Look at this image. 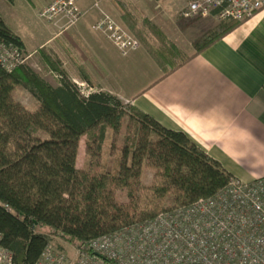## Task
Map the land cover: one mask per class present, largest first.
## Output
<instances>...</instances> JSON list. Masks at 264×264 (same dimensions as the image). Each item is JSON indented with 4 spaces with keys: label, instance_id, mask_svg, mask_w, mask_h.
Masks as SVG:
<instances>
[{
    "label": "trees",
    "instance_id": "1",
    "mask_svg": "<svg viewBox=\"0 0 264 264\" xmlns=\"http://www.w3.org/2000/svg\"><path fill=\"white\" fill-rule=\"evenodd\" d=\"M241 24L226 22L210 30L194 43L195 54L176 62L165 77ZM135 34L157 63L171 59L170 51ZM0 39L25 52L1 17ZM39 54L60 79L57 86L27 63L13 71L0 65V234L12 264H37L55 239L87 244L171 208L215 198L238 181L185 133L167 129L109 91L83 95L58 59L46 48ZM18 89L31 94L34 110L17 102ZM110 134L116 173L105 161ZM83 142L87 162L80 168ZM145 172L152 174L150 185L143 183Z\"/></svg>",
    "mask_w": 264,
    "mask_h": 264
},
{
    "label": "crops",
    "instance_id": "2",
    "mask_svg": "<svg viewBox=\"0 0 264 264\" xmlns=\"http://www.w3.org/2000/svg\"><path fill=\"white\" fill-rule=\"evenodd\" d=\"M97 1L80 0L81 10L88 14L65 32L58 23H45L44 27L51 32L50 37L31 48L13 21L22 18L21 9L29 11L34 7L38 16L52 0H14L13 3L0 0V17L21 38L28 57L43 48H51L62 36L73 41L77 37L85 40L87 49L97 62L95 65L100 71L105 70L107 79L111 81L110 87H92L95 91H109L124 102L132 103L167 129L185 133L237 180L252 183L263 179L264 10L165 77L160 74V67L144 44L123 56L114 43L94 31L99 12L93 6ZM100 1L103 10L128 25L126 30L140 44L135 31L164 51L176 52L184 41L188 42L189 49H194L195 41L217 25L212 24L216 21L214 17L195 21L185 19L182 16L183 0H173L170 12L165 10L162 16L145 9L143 20H138L132 12L129 16L120 12V4L128 6V0ZM156 1L160 3L164 0ZM129 21L135 24H129ZM194 54L195 49L188 57ZM65 244L57 243L66 248Z\"/></svg>",
    "mask_w": 264,
    "mask_h": 264
},
{
    "label": "built area",
    "instance_id": "3",
    "mask_svg": "<svg viewBox=\"0 0 264 264\" xmlns=\"http://www.w3.org/2000/svg\"><path fill=\"white\" fill-rule=\"evenodd\" d=\"M80 0H52L38 14L50 23L76 26L84 12ZM100 9L99 2L93 6ZM264 10V0H189L187 20L214 17L219 22H244ZM96 30L114 43L123 56L140 42L109 16ZM21 48L0 39V65L8 71L25 64ZM83 95L94 89L77 84ZM0 264L13 256L1 245ZM61 247L52 242L37 264H264V178L252 183L232 181L212 199L167 210L152 221L135 224L83 245Z\"/></svg>",
    "mask_w": 264,
    "mask_h": 264
},
{
    "label": "rangeland",
    "instance_id": "4",
    "mask_svg": "<svg viewBox=\"0 0 264 264\" xmlns=\"http://www.w3.org/2000/svg\"><path fill=\"white\" fill-rule=\"evenodd\" d=\"M184 1V6L186 7L188 4L189 0H183ZM100 4V9H96L93 7L94 10H97L99 12V16L96 20V23L94 24V31L96 33H100L96 30V25L98 21H101L102 19L105 18L106 16H109L111 19L114 21H117L124 29H127L128 25L125 23H122L121 19L115 17L109 12H106L105 10L102 9L101 7V1H97ZM124 2V0H122ZM170 2V3H169ZM128 3V6L126 5V9H121V13H126L127 16H129V12L134 13L135 17L138 20H143L144 16L142 14L145 13V9L147 11H154L155 15L157 16H162L165 14V10L167 12H170L171 10V4L173 3V0H164L158 3L156 0H139V2H131V0H128L126 4ZM173 6V4H172ZM184 7V8H185ZM0 8H2L0 6ZM1 10V9H0ZM164 10V11H163ZM20 15L22 18H20L19 21H13L15 28L18 30L19 34L25 38V40L28 43V46L30 48L33 46H36L39 42L47 40L51 32L50 30L46 29L44 27L45 23H50L45 20H42L37 16V10L36 8L32 7L31 10H26V9H21L20 10ZM146 11V12H147ZM83 18L88 14V12H84ZM145 15V14H144ZM123 16V15H122ZM14 17V16H13ZM82 18V19H83ZM135 19V18H134ZM216 20V19H215ZM133 24L135 22L129 21ZM223 22L219 21H212V24H217L214 28H216L219 24H222ZM50 24H55V23H50ZM49 24V25H50ZM59 25L62 26V32L67 31L64 28L65 23L60 22L58 23ZM52 26V25H51ZM126 27V28H125ZM212 28V29H214ZM72 29V28H71ZM211 29V30H212ZM101 36L103 35L104 38L106 36L102 33H100ZM203 37V36H202ZM107 39V38H106ZM200 39V38H199ZM198 39V40H199ZM94 40V39H93ZM196 42V41H195ZM172 45L174 42L170 41L169 42ZM187 41H184L182 46L176 50V52H171L172 57L170 60L166 62V64L162 65L157 63L156 60L155 63L160 67L161 69V75L165 76V72L168 71L169 69L172 68V66L176 62H181L185 58H188V56H191L194 53V49H189V45L187 44ZM86 44H88L85 40H82L81 38L77 37L75 41L72 39H68L65 36H62L51 48L47 49L48 52L52 56H54L56 59H58L62 65L63 68L68 72L70 77L75 81L77 84H82L84 87L87 89H93L92 87L102 89L103 87H110L111 81L107 79L108 74L105 72V70L100 71L97 66L95 65V59L92 56L91 52L87 49ZM143 45V42L141 41V46ZM179 45V44H178ZM144 46V45H143ZM176 47V46H175ZM40 51V50H39ZM39 51H37L34 55L32 54L31 57H28L27 64L30 65L37 73H39L45 80H47L49 83L52 85L56 86L59 84L60 79L58 76H56L54 73L50 72L49 68L44 64L42 61L41 55L39 54ZM178 52V53H177ZM26 53V52H25ZM176 53V54H175ZM27 55V53H26ZM119 60L125 61L127 58H119ZM120 69H122V66H119ZM87 77L90 80V83L87 84L85 81L81 79V77ZM121 92V91H119ZM122 96H125L124 93H121ZM15 99L17 102L21 103L28 109L34 110L36 108V101L34 98L31 96L30 93L23 89H18L15 93ZM111 134L109 135V141L105 146V161H106V167L108 169H113V173L117 172V168L115 167L114 169V159L115 155H111L112 153V146H111ZM87 162V158L84 154V142L81 147V155L79 158V167L82 168L85 166ZM152 181V174L150 172H145L144 178H143V183L145 185H150ZM119 201L122 203L126 202V199L120 195L119 196ZM63 243L60 241V239H55L54 243ZM68 251H71L70 245L68 246L67 243L65 244Z\"/></svg>",
    "mask_w": 264,
    "mask_h": 264
}]
</instances>
